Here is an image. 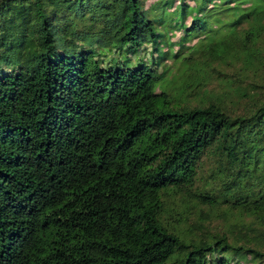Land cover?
<instances>
[{
	"label": "trees",
	"instance_id": "16d2710c",
	"mask_svg": "<svg viewBox=\"0 0 264 264\" xmlns=\"http://www.w3.org/2000/svg\"><path fill=\"white\" fill-rule=\"evenodd\" d=\"M0 264H264V0H0Z\"/></svg>",
	"mask_w": 264,
	"mask_h": 264
},
{
	"label": "rangeland",
	"instance_id": "374dc122",
	"mask_svg": "<svg viewBox=\"0 0 264 264\" xmlns=\"http://www.w3.org/2000/svg\"><path fill=\"white\" fill-rule=\"evenodd\" d=\"M148 2H151V0H148ZM109 57H110V58H116L117 56H116V54H115V55H111V54H110Z\"/></svg>",
	"mask_w": 264,
	"mask_h": 264
}]
</instances>
